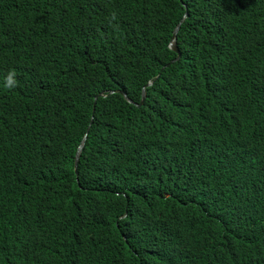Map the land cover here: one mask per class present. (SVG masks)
Here are the masks:
<instances>
[{
  "label": "trees",
  "instance_id": "obj_1",
  "mask_svg": "<svg viewBox=\"0 0 264 264\" xmlns=\"http://www.w3.org/2000/svg\"><path fill=\"white\" fill-rule=\"evenodd\" d=\"M0 264H264V0H0Z\"/></svg>",
  "mask_w": 264,
  "mask_h": 264
},
{
  "label": "water",
  "instance_id": "obj_2",
  "mask_svg": "<svg viewBox=\"0 0 264 264\" xmlns=\"http://www.w3.org/2000/svg\"><path fill=\"white\" fill-rule=\"evenodd\" d=\"M185 18H186V16L181 20V23L176 27V29H175V31L173 33V37L171 39L170 45H169L171 49H173L174 51H176L178 53V56L174 60H172V62L180 59L181 58V55H182L181 52H180V50H179V47H178L177 35L179 33V30H180V28L182 26V23L184 22ZM151 85H152V83L148 84L147 86H151ZM123 95L127 98V100L129 102L134 103L130 98H128L126 96L125 93H123ZM144 99H146V89L143 88L142 89L141 100H140V103L137 106H139L140 104H142L143 101H144ZM87 134L84 135V137H83L82 141L80 142V145L78 146V149L76 151V156H75V167L76 168L78 166L79 158L81 156L82 150H83V148L85 146V143H86V140H87Z\"/></svg>",
  "mask_w": 264,
  "mask_h": 264
},
{
  "label": "clouds",
  "instance_id": "obj_3",
  "mask_svg": "<svg viewBox=\"0 0 264 264\" xmlns=\"http://www.w3.org/2000/svg\"><path fill=\"white\" fill-rule=\"evenodd\" d=\"M169 45H170V44H169ZM169 47H170V46H169ZM174 62H175V61H174ZM8 83H9V84H12L13 81H12L11 79H9ZM150 83H152V85H153V82H150ZM150 83H149V84H150ZM76 172H77V168H76Z\"/></svg>",
  "mask_w": 264,
  "mask_h": 264
}]
</instances>
